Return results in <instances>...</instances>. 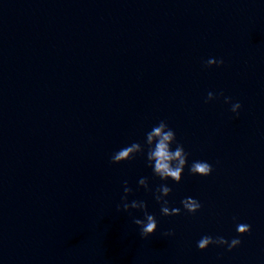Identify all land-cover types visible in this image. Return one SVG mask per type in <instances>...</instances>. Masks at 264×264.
<instances>
[{
  "label": "water",
  "instance_id": "water-1",
  "mask_svg": "<svg viewBox=\"0 0 264 264\" xmlns=\"http://www.w3.org/2000/svg\"><path fill=\"white\" fill-rule=\"evenodd\" d=\"M160 120L213 167L167 182L177 216L145 157L111 160ZM125 180L158 220L148 238L118 210ZM237 222L240 247L198 248ZM0 264H264V2L0 0Z\"/></svg>",
  "mask_w": 264,
  "mask_h": 264
},
{
  "label": "clouds",
  "instance_id": "clouds-1",
  "mask_svg": "<svg viewBox=\"0 0 264 264\" xmlns=\"http://www.w3.org/2000/svg\"><path fill=\"white\" fill-rule=\"evenodd\" d=\"M264 2V0H262ZM208 67L222 66L223 59L209 58L206 61ZM223 97L224 103L231 105V112L239 115L242 107L239 101L233 102L229 96H224L223 92L219 94ZM217 99V95L209 91L206 103ZM146 158L148 168L152 170L154 176L159 177L163 183L155 188L154 199L160 204V213L163 216H177L181 213V207L170 206L168 197L171 195L172 188L167 183L173 181L176 184L181 183L185 169L187 168L194 176L208 177L213 172L212 165L206 160H193L189 164V153L186 152L184 144L177 140L175 130L166 120H160L158 124L152 126L151 130L145 134L143 142L134 141L115 151L111 157L114 164H121L133 160L137 156ZM122 203L118 205V210L131 213L137 210L143 213V217H133L134 224L139 228L140 236L148 238L154 235L158 230V220L154 213L149 212L148 204L144 200L133 199L129 202V196L133 189L129 186L127 180L124 182ZM139 187L152 192L148 177H140ZM184 211L190 214L197 213L202 205L194 197H186L181 201ZM251 226L247 223L237 222L236 232L238 235L231 240L224 236L213 237L204 235L197 246L201 251L207 250L210 246L226 247L229 252L238 248L242 244L240 237L250 233ZM165 235H174L173 232H167Z\"/></svg>",
  "mask_w": 264,
  "mask_h": 264
}]
</instances>
